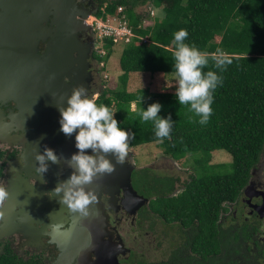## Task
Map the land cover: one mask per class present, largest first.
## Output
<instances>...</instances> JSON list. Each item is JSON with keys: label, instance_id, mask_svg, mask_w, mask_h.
Instances as JSON below:
<instances>
[{"label": "trees", "instance_id": "16d2710c", "mask_svg": "<svg viewBox=\"0 0 264 264\" xmlns=\"http://www.w3.org/2000/svg\"><path fill=\"white\" fill-rule=\"evenodd\" d=\"M147 4L161 14L154 16L152 23L150 12L141 10ZM119 6L135 36L123 44L122 73L116 86L103 87L97 103L117 111L120 127L135 133L129 148L157 142L176 159L195 155L192 162L197 175L192 174L175 196L169 195L173 179L165 178L163 197L156 191L158 203L164 205L158 209L167 217L193 223L196 234L189 242L193 254L184 258L186 263L214 264L221 247L230 244L226 232L219 227L220 214L228 210V201L237 199L251 168L264 154V0H109L107 4L100 0L94 14L106 20L116 15ZM180 29H186L187 42L195 43L202 51L211 54L221 49L233 58L232 64L220 73L223 83L215 90L213 114L206 125L190 121L193 114L179 104L173 91H151L148 87L128 90L134 72L154 75L173 71V33ZM113 38H99L105 50V54L96 52L99 63L106 62L113 53ZM212 67L210 61L209 68ZM157 101L163 105L160 115L171 113L175 121L171 140L160 142L152 122L141 123L135 114L140 107L147 109ZM219 149L231 154L232 171L206 173L205 162H210L211 153ZM175 260L173 264H184L179 258Z\"/></svg>", "mask_w": 264, "mask_h": 264}, {"label": "flooded vegetation", "instance_id": "af4514ba", "mask_svg": "<svg viewBox=\"0 0 264 264\" xmlns=\"http://www.w3.org/2000/svg\"><path fill=\"white\" fill-rule=\"evenodd\" d=\"M102 1L107 4L109 0ZM75 4L88 14L90 24L100 0H75ZM60 6V0L47 3L45 11L49 16L45 22L33 13L35 8L30 0H0V180L7 183L11 193L4 208L5 219L0 222V264H58L65 251L77 256L76 264H173L176 258L188 264L184 258L193 254L189 242L196 229L192 222L186 224L182 219L167 217L157 210L160 200L145 171H138L136 167L131 173L137 199L133 200L123 185H119L115 193L102 194L106 231L99 232L101 238L98 234H89L91 249L84 248L80 242L90 220L82 218L86 225L76 228L78 218L75 220L69 210L59 209L62 193L55 198L47 195L55 188H51L46 175L41 177L35 173L38 162L23 156L29 145V130L19 119V103L15 96L20 84L16 80L31 63L22 58H30L27 49L33 37H38L40 54L52 41L57 27L54 12L59 15L57 8ZM78 38L83 44H90L89 93H99L103 81L96 58L97 33L91 27L78 31ZM74 55L76 57L78 52ZM35 120L42 121L38 117ZM130 160L128 154L125 162ZM163 160L161 157L159 163ZM250 172L242 192L237 199L226 203L228 210L218 219L230 244L221 247L214 264H264V154ZM169 179L174 183L171 196L180 193L190 180ZM68 230L73 233L67 234V239L64 234ZM70 236L76 242H70ZM153 244L156 245L153 247L156 258L146 251Z\"/></svg>", "mask_w": 264, "mask_h": 264}, {"label": "clouds", "instance_id": "9594fccd", "mask_svg": "<svg viewBox=\"0 0 264 264\" xmlns=\"http://www.w3.org/2000/svg\"><path fill=\"white\" fill-rule=\"evenodd\" d=\"M119 7L116 15H109L106 20L98 18L95 14L91 16V19L95 17L97 20L108 22L117 28L123 26L122 22L126 21V26H128V21L124 19L125 16H121L123 7L121 11H119ZM153 10L154 8L148 10L150 16L154 15ZM91 19L90 25L93 27ZM96 33L97 39H99L98 31ZM188 36L189 33L186 29H180L173 33L172 60L174 63L171 74L175 80V96L179 104L186 106L188 111L193 114L189 117L191 122L206 125L213 114L212 105L215 90L223 83V76L220 73H223L232 64L233 58L221 49H217L211 54L202 51L195 43L187 42ZM141 39L149 40L147 37H141ZM120 41L122 44L128 43L124 40ZM210 61L213 64L212 68H209ZM165 74L162 75L165 76ZM171 87L173 85L169 86V88ZM143 100L142 95L139 97L141 105ZM66 105V107L65 105L58 107L61 114L60 130L69 137L76 134V148L79 151L74 153L70 159L65 157L68 166L73 169L70 177L60 181L57 187L49 191L47 195L55 198L57 194L62 193L60 202L66 205L72 213L88 216L91 210L90 206L97 202L96 192L89 186L97 178L111 175L116 170V164L110 157H115L116 163L123 164L127 155L130 154V163L134 165V168L137 167L139 171H145L147 174L152 163L140 166L134 162L131 149L137 150L139 146L129 148V145L135 139V133L120 127V122L116 118L117 111L107 104L97 103L95 94H90L89 88L82 84L74 87L71 95L67 97ZM162 107L163 105L157 101L149 104L147 109L140 107L135 113L141 123L152 122L155 136L160 142L172 139L171 133L175 123L171 113L166 117L160 115ZM193 117H198V121ZM89 149L92 151L91 155L86 151ZM165 153L167 154L166 151ZM168 158L167 155L163 161L165 162ZM35 159L38 166L34 171L44 177L49 169V161L52 164H59L61 156L54 149L45 145L44 151L37 152ZM171 159L177 163L176 158L172 156ZM184 181L187 180L182 179V182ZM44 182L47 183L46 180ZM10 196L7 183L0 180V222L5 219L4 208L9 202Z\"/></svg>", "mask_w": 264, "mask_h": 264}, {"label": "water", "instance_id": "95a60500", "mask_svg": "<svg viewBox=\"0 0 264 264\" xmlns=\"http://www.w3.org/2000/svg\"><path fill=\"white\" fill-rule=\"evenodd\" d=\"M52 2L53 0H30V4L34 5L35 8L33 13L35 12L37 17L45 22L49 16V13L45 11L47 3ZM60 2L61 6L56 7L59 10V15L54 12L56 16L54 23L57 27L45 52L43 54L39 53L37 48L39 44L37 42L38 37H33V41L29 42L30 46H28L27 51L31 56L30 58L23 57L22 61L30 60L31 63L27 66V71L24 72L22 77L16 80V83L20 85H17L15 96L19 103V119L29 130V145L23 156L26 159H35L37 152L44 151L45 145L54 149L61 156L59 164H52L49 161V169L44 174L51 188H56L60 181L70 177L73 169L68 166L65 157L70 159L74 153L79 151L76 148V134L74 133L69 137L60 130L61 114L58 107L67 106V97L71 95L74 87L82 84L88 88L90 74L87 71L90 44H83L78 38V31L91 29V25L87 20L88 14L77 7L75 0H60ZM45 30L49 33V28H46V26ZM36 35L39 36L40 33ZM76 51L78 55L75 57L74 53ZM22 87H24L23 90H21ZM36 117L41 118L42 121L36 122ZM86 151L88 154H92L90 149ZM110 158L116 164L115 172L97 178L89 186L95 190L97 196V202L90 206V214L80 216L78 213H72L75 215V220L78 218L76 228L81 229L82 225L85 224L82 218L87 217L90 220V226L87 223L89 227H86V224L84 225L86 228L84 237H80V242L84 245V248L93 249L89 245V234H98L101 238L99 232L101 230L106 231V215L101 198L103 193H115L119 185H123L127 194L133 200L134 198L137 199L131 184V173L134 165L130 162L118 164L115 157ZM262 200L264 201V198ZM59 209L60 211L69 210L63 204ZM71 233L73 231L68 230L64 235L68 239L69 235L67 234L71 235ZM70 237V242H76L73 236ZM65 260H67V264H76V261H78L77 256L72 251L69 255L65 251L58 264H65Z\"/></svg>", "mask_w": 264, "mask_h": 264}, {"label": "rangeland", "instance_id": "374dc122", "mask_svg": "<svg viewBox=\"0 0 264 264\" xmlns=\"http://www.w3.org/2000/svg\"><path fill=\"white\" fill-rule=\"evenodd\" d=\"M154 8V15H161L159 13V10L153 5L147 4L145 5V8H141V10L145 13L148 12V10H152ZM150 18L151 23L153 22V16ZM148 20V17H147ZM146 23V22H145ZM148 23V22H147ZM116 25V24H115ZM124 45L121 41L116 42V45L114 46L113 53L109 57V59L104 62L99 63L100 67V77L103 81V87L108 86L109 84L111 86H116L117 80L119 75L122 73V70L120 68V57L122 54ZM97 50L105 54V50L102 49V40L97 39ZM164 74L163 72H160L158 74L151 75L149 72L145 73H139L134 72L131 75V79L128 85L129 91H135L139 88L148 87L151 91H162V90H169L175 92V80L173 75L170 74ZM170 85H173V87L169 88ZM96 98L99 95V93H94ZM132 107L134 108L135 105L133 104ZM131 153L134 156V162H137L138 165H150V171L147 174L148 181L150 183V186L152 189L157 191L158 194L162 195V191H164V185L167 182L165 178H175L179 177L181 180L186 179L188 180L192 174L197 175V171L195 168L194 163L192 162V157L187 156L183 158V160H180L177 158L175 163V160H172V155L169 153H165L164 147L155 142V143H148L139 145V147L136 149H131ZM168 155V159L159 163V160L161 157H166ZM199 156V155H198ZM210 162H205V172L206 173H228L232 171V156L230 153H228L226 150L219 149L214 150V152L210 155ZM178 165V167H176ZM165 166V167H163ZM139 169V168H138ZM156 207L159 209L164 207L163 204L157 203ZM159 209H157L159 211ZM153 247H156V245H152L147 251V253L150 252V255L156 258L154 255V252L156 253L155 249ZM144 250V249H143ZM159 259V257H157Z\"/></svg>", "mask_w": 264, "mask_h": 264}, {"label": "built area", "instance_id": "2783aa9c", "mask_svg": "<svg viewBox=\"0 0 264 264\" xmlns=\"http://www.w3.org/2000/svg\"><path fill=\"white\" fill-rule=\"evenodd\" d=\"M122 7H119V11ZM91 24L93 29L98 31V37L103 38L104 36H113L115 41L124 40L125 42H130L134 36L133 31L126 26V21L122 22L123 26L120 28L114 27L108 22L97 20L95 17L91 19Z\"/></svg>", "mask_w": 264, "mask_h": 264}]
</instances>
